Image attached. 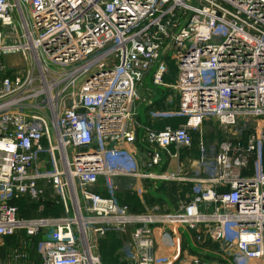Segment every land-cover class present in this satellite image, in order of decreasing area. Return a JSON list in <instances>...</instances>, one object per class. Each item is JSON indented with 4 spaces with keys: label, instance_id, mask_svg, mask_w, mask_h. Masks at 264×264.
I'll return each instance as SVG.
<instances>
[{
    "label": "built area",
    "instance_id": "obj_1",
    "mask_svg": "<svg viewBox=\"0 0 264 264\" xmlns=\"http://www.w3.org/2000/svg\"><path fill=\"white\" fill-rule=\"evenodd\" d=\"M0 21L11 28L0 30V264H171L157 255L159 232L177 238L170 224L233 264H264V0H0ZM171 62L177 99L157 106L139 89L162 84ZM182 117L224 135L209 146L200 131L194 167L160 172L171 146L194 145L192 123H171ZM242 119L253 124L225 134ZM122 176L141 198L147 179L190 188L165 213L134 212ZM23 197L62 214L24 216ZM112 230L129 236L106 261L99 243Z\"/></svg>",
    "mask_w": 264,
    "mask_h": 264
},
{
    "label": "rangeland",
    "instance_id": "obj_2",
    "mask_svg": "<svg viewBox=\"0 0 264 264\" xmlns=\"http://www.w3.org/2000/svg\"><path fill=\"white\" fill-rule=\"evenodd\" d=\"M23 15L26 19H30V15H29V11L24 8L23 9ZM23 15H21V9L19 8V10H16L15 13V20L17 22V27L19 28L20 32H22L23 29ZM0 30L3 31L6 34H10L11 32V28L9 26L3 25L2 22L0 21ZM11 41V38H6L5 42L9 43ZM20 56L21 55H9L7 57L3 58V61L5 63H16L20 61ZM176 65L174 62L169 63V71L167 72V74L164 76L163 78V83L162 84H158L155 85L152 83L151 81V77H149L147 79V84L146 86L148 88L144 89V93L145 96H147V98H153V99H157L159 97H164L167 96L168 94H172L174 95V98L177 99L176 93L174 88H166L167 84H171L174 83L175 81V73H176ZM146 83V82H144ZM162 99V98H161ZM165 99V98H164ZM143 108H141V106L139 107V110L142 111ZM144 118V120L147 119V115H145V110H144V114L142 116ZM204 124H208L210 125V128L208 130V132H206V136L208 138V142H209V146H213L215 142L219 141V139L224 135V131L221 130L220 126L218 123L215 122V124L213 123V121L211 120H204L203 121ZM244 124L252 125L253 122H251L250 120H245L242 119L240 121V123L238 124V126L232 128V129H227L225 134H228L231 130H236L238 128L243 127ZM246 133H248V130H246L244 132V136H246ZM197 136V135H196ZM53 138L54 141L56 142V136H55V132L53 130ZM262 150H261V170L264 172V144L262 145ZM185 165L187 166V168L190 166V163H186ZM120 179L122 181H120ZM124 181V183H123ZM162 180H143V188L146 190L147 193L143 194V198H141L137 193H133L138 195V197H136V199H132L129 198V196H131L132 194H129L126 192L125 189H127L125 187L126 184L130 185L133 184L135 182V180L131 179L130 177H118L116 183L118 182V184L120 185V198L121 200L128 204V206L130 207V209L134 212H147L149 209H151L153 206L155 205H159V209L156 210L157 213H165L166 210L169 209V207H178L177 203L181 200H185L187 198V192L190 188V184L187 185L185 183H182L178 180H173V181H169L168 185L166 188L163 187V185H161ZM165 182V181H163ZM162 182V183H163ZM182 183V184H181ZM139 184H141V182H139ZM48 194H52L51 192V188H48ZM20 200H22L20 206L22 209L21 214L27 217H37V216H46V215H57V214H62V209L60 207V205L56 204L54 205L52 208V210L54 209V212H50V213H45V210L47 208V203H45V209L39 211V205L40 203H32L31 201L25 199V198H20ZM19 200V201H20ZM133 204V205H132ZM149 208V209H148ZM152 212V211H151ZM155 212V211H154ZM153 213V212H152ZM174 229L175 232L177 233V238L176 235H174L175 233L171 230H169V232L167 233L168 235H162L160 232L159 234V239L160 241L165 237L164 240H167V245H169V247H167L166 245L164 246V248H169L168 253H166L167 257L170 258L172 262V264H190V260H192V254H196V251L192 250L191 246H194L197 250H203V252L205 253H201L198 254L199 256L202 255V257L204 259H201L199 264H203V263H207V264H233V259L229 258V257H223L221 255V252L217 250L216 246H214L213 244L211 245H207V244H198L195 243L194 244H188L187 240L190 239V235L191 233L184 228H177V224L173 225L170 224ZM124 235V237L129 236V231L127 232H122L121 230H112L110 232H108V234L102 238L100 240L99 243V250L100 253L102 255V257L105 260H120L121 258V254H120V247H121V240L120 236ZM181 237V243H182V250H181V254L178 255V249H179V240ZM188 238V239H187ZM176 239H179L178 241ZM166 244V243H165ZM208 246V247H207ZM187 248V249H185ZM194 248V249H195ZM187 250V251H186ZM166 251V250H164ZM178 252V253H177ZM185 253V256H183ZM178 255V257H177ZM176 257H177V261H176ZM169 260V261H170Z\"/></svg>",
    "mask_w": 264,
    "mask_h": 264
},
{
    "label": "crops",
    "instance_id": "obj_3",
    "mask_svg": "<svg viewBox=\"0 0 264 264\" xmlns=\"http://www.w3.org/2000/svg\"><path fill=\"white\" fill-rule=\"evenodd\" d=\"M144 87H140L139 89V94L145 98H147V96H145V91H144ZM149 99V98H147ZM143 110V109H142ZM144 112L141 113V115L143 116ZM143 118V117H142ZM144 119V118H143ZM170 122V121H168ZM166 122H162L160 123L159 126L164 125ZM171 123L175 124V125H179V124H185V123H192L194 128H193V134L195 136V142L194 145L192 147H181V148H177L176 146H171V153L173 154L172 157H168V159H171L170 163L169 161L164 164L162 167H159L158 170L160 172H171V171H175L177 170L178 166L180 164H185L186 163H190L191 161H194L193 163V167L196 164V160L199 158V151L197 150V146H196V141H197V136L199 134L200 131H204L205 136H206V132H208L210 125L208 124H204L203 122H200L198 119H193V118H188V117H182V118H177L174 121H171ZM197 135V136H196ZM207 138V136H206ZM208 139V138H207ZM138 148V156L141 163V168L142 171H146V167H145V151L141 148V147H137ZM253 159V158H250ZM186 172V171H185ZM254 172V168H253V160L250 162V166L244 170V173L246 174H252ZM120 181H122L120 179ZM124 183V181H123ZM188 239V238H187ZM181 237H180V242H179V249H178V255L181 254V250H182V243H181ZM188 244H192L191 243V238L189 240H187ZM193 251H196L197 253L200 252L199 249L197 250L194 246H191ZM195 248V249H194ZM187 249V248H185ZM187 251V250H186ZM185 256V253H183ZM177 255V257H178ZM195 255L192 254V257H194ZM177 257H176V261H177ZM202 257V256H201ZM204 259V258H203ZM194 258H192V260H190V264H195L193 263ZM173 262V261H172ZM172 264V263H171ZM179 264V263H178Z\"/></svg>",
    "mask_w": 264,
    "mask_h": 264
},
{
    "label": "trees",
    "instance_id": "obj_4",
    "mask_svg": "<svg viewBox=\"0 0 264 264\" xmlns=\"http://www.w3.org/2000/svg\"><path fill=\"white\" fill-rule=\"evenodd\" d=\"M166 96H164V97H159V98H157L156 99V101H155V103L157 104V106H163V101H164V98H165ZM162 98V99H161ZM161 185H163V187L164 188H166L167 187V185H166V183L165 182H163V183H160ZM127 193H129V194H132V193H130L129 191H126ZM136 197H138V195H136V194H132L131 196H129V198H132V199H136ZM23 198H25V197H23ZM25 199H27V200H29V201H31L32 203H35V205H36V203L37 202H35V201H32V200H30L29 198H25ZM20 198L19 199H17L16 200V203L17 204H21L22 202V200H20ZM123 202V201H122ZM54 205H56V204H54V203H52V202H49V203H47V208H46V210H45V213H50V212H54V209L52 210V208L51 207H53ZM133 205V204H132ZM20 208H21V206H20ZM21 212H22V209H21ZM58 215V214H57ZM105 260V259H104ZM107 261V260H106ZM109 261V260H108ZM111 261H116V260H111Z\"/></svg>",
    "mask_w": 264,
    "mask_h": 264
},
{
    "label": "bare ground",
    "instance_id": "obj_5",
    "mask_svg": "<svg viewBox=\"0 0 264 264\" xmlns=\"http://www.w3.org/2000/svg\"><path fill=\"white\" fill-rule=\"evenodd\" d=\"M164 239H165V237L161 240V245H160V248H159L158 253H157L158 257L165 256V255H167L166 253H168L169 248L168 249L164 248V246L166 245L167 247H169V245H167V240H164ZM164 250H166V251H164Z\"/></svg>",
    "mask_w": 264,
    "mask_h": 264
}]
</instances>
